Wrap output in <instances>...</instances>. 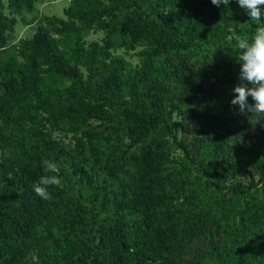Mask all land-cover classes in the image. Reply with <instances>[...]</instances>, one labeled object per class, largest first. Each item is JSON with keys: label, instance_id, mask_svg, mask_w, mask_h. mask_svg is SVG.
Masks as SVG:
<instances>
[{"label": "trees", "instance_id": "16d2710c", "mask_svg": "<svg viewBox=\"0 0 264 264\" xmlns=\"http://www.w3.org/2000/svg\"><path fill=\"white\" fill-rule=\"evenodd\" d=\"M43 1L0 0V264H264V118L230 103L255 32L237 0Z\"/></svg>", "mask_w": 264, "mask_h": 264}, {"label": "clouds", "instance_id": "9594fccd", "mask_svg": "<svg viewBox=\"0 0 264 264\" xmlns=\"http://www.w3.org/2000/svg\"><path fill=\"white\" fill-rule=\"evenodd\" d=\"M211 3L217 7L221 4L228 7L230 0H211ZM237 3L253 22L255 32L250 38L240 37L236 40V61L240 64L239 82L232 89L235 95L230 103L238 105L240 114L257 117L258 122L264 118V0H237ZM169 11L171 10L166 9L163 13L167 14ZM43 171L45 175L35 181L32 188L37 196L48 201L52 199L49 188L62 186V181L59 177V165L54 160L45 159Z\"/></svg>", "mask_w": 264, "mask_h": 264}, {"label": "rangeland", "instance_id": "374dc122", "mask_svg": "<svg viewBox=\"0 0 264 264\" xmlns=\"http://www.w3.org/2000/svg\"><path fill=\"white\" fill-rule=\"evenodd\" d=\"M68 4V0H45L39 4L36 5V10L33 14L38 13L45 16H51V15H57V16H63L64 10ZM32 14H26V19L30 18ZM35 27V24H29V25H22L18 24L16 26V36H23L25 34H31L33 28ZM103 33L101 31H90L87 35L88 39H100L102 37ZM119 53H122V50H118ZM132 63L136 62V58L130 59Z\"/></svg>", "mask_w": 264, "mask_h": 264}]
</instances>
